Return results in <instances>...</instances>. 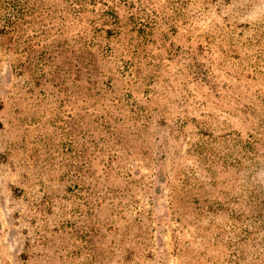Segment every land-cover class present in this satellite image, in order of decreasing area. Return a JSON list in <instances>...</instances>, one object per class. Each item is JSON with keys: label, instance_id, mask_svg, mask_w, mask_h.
<instances>
[{"label": "rangeland", "instance_id": "374dc122", "mask_svg": "<svg viewBox=\"0 0 264 264\" xmlns=\"http://www.w3.org/2000/svg\"><path fill=\"white\" fill-rule=\"evenodd\" d=\"M0 264H264V0H0Z\"/></svg>", "mask_w": 264, "mask_h": 264}]
</instances>
